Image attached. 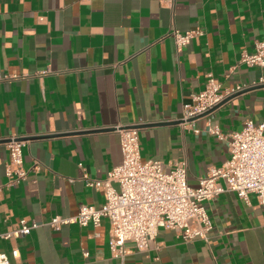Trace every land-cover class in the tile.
Listing matches in <instances>:
<instances>
[{"label":"crops","instance_id":"crops-1","mask_svg":"<svg viewBox=\"0 0 264 264\" xmlns=\"http://www.w3.org/2000/svg\"><path fill=\"white\" fill-rule=\"evenodd\" d=\"M203 35L177 47L173 31ZM264 41V0H0V232L83 205L102 207L104 180L123 162L116 127H136L142 161H185L198 186L230 159L224 135L247 119L264 123V84L185 124L212 75L222 90L264 78L241 62ZM50 69L51 74L42 75ZM26 139V180L11 186L4 140ZM209 240L185 242L161 230L158 247L112 256L110 222L43 226L0 238L10 264H264V206L232 192L207 204ZM18 251V257L13 255ZM87 254V256L85 255Z\"/></svg>","mask_w":264,"mask_h":264},{"label":"built area","instance_id":"built-area-1","mask_svg":"<svg viewBox=\"0 0 264 264\" xmlns=\"http://www.w3.org/2000/svg\"><path fill=\"white\" fill-rule=\"evenodd\" d=\"M201 35V30L172 33L179 48ZM241 62L250 68L264 69V41L256 43L254 52H243ZM51 72L47 69L42 75ZM10 78L0 76V81ZM262 84L264 78L223 91L221 84L210 75L205 90L195 97L194 104L184 106L183 122L188 124L201 116L206 117L210 114H205L227 98ZM116 131L120 135L122 164L104 180L85 177L89 186L103 190L105 203L102 207L83 205L76 216H56L48 223L22 220L20 226L12 231L0 232V238L24 237L43 226L54 230L70 224L97 228L106 218L110 222L112 256L124 260L130 253V245L140 253L159 248L157 239L161 230L175 231L185 242L208 241L213 222L207 204L223 193H235L246 203H249L250 194H256L264 206V123L256 125L252 119H247L241 130L229 135H224L217 127L209 129L220 139L229 140L230 159L224 167H212L196 187L189 184L185 161L171 166L158 160L144 162L139 130L136 127H116ZM18 139L10 137L5 143L10 153L7 176L11 186H16L28 176L23 167L25 141ZM13 255L18 257V251ZM0 264H10L7 254L0 252Z\"/></svg>","mask_w":264,"mask_h":264},{"label":"water","instance_id":"water-1","mask_svg":"<svg viewBox=\"0 0 264 264\" xmlns=\"http://www.w3.org/2000/svg\"><path fill=\"white\" fill-rule=\"evenodd\" d=\"M253 89V88H252ZM251 90V89H250ZM244 92H242V93H239V94H236V95H234V96H231V97H229V98H227L221 105H223L225 102H227V101H229L230 99H232V98H234V97H237V96H239L240 94H243ZM221 105H219V106H217L216 108H214L212 111H210L209 113H207V114H205L204 116H206V115H208V114H211L212 112H214V111H216L217 109H219V107H221ZM203 116H201V117H199V118H202ZM18 140H20V141H26V139H24V138H19ZM3 142H8L7 140H4Z\"/></svg>","mask_w":264,"mask_h":264}]
</instances>
